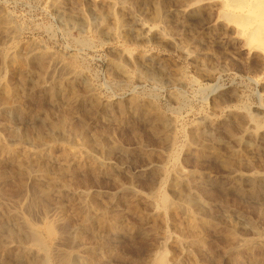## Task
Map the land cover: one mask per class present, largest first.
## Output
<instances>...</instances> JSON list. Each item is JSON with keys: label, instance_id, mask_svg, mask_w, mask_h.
<instances>
[{"label": "rangeland", "instance_id": "rangeland-1", "mask_svg": "<svg viewBox=\"0 0 264 264\" xmlns=\"http://www.w3.org/2000/svg\"><path fill=\"white\" fill-rule=\"evenodd\" d=\"M222 9L221 0H0V222L23 215L20 224L39 227L57 211L63 244L91 250L95 231L116 222L110 264H149L167 233V264H264V67L239 50ZM173 157L184 192L173 188ZM163 178L174 207L157 211L150 199ZM44 185L52 190L40 195ZM184 193L203 206L182 207ZM84 214L98 217L91 229Z\"/></svg>", "mask_w": 264, "mask_h": 264}, {"label": "bare ground", "instance_id": "bare-ground-1", "mask_svg": "<svg viewBox=\"0 0 264 264\" xmlns=\"http://www.w3.org/2000/svg\"><path fill=\"white\" fill-rule=\"evenodd\" d=\"M222 4H223V9L221 11L220 14V20L224 21L227 25H229L232 29L233 35L235 36L236 39H238V42L241 44V49L242 51H245L249 54L252 55H256V57L258 56L259 59L261 60V64L264 67V0H221ZM190 9V8H189ZM191 11V10H190ZM96 13V12H95ZM70 16V15H69ZM219 19V18H218ZM136 21V20H135ZM138 21V20H137ZM144 21V20H143ZM71 22V21H70ZM142 22V20L140 21ZM145 22V21H144ZM143 23H140V25L142 26L143 30H146L148 33L152 32L154 30V26H149ZM201 23V22H200ZM199 23V24H200ZM86 27V26H85ZM140 29V28H139ZM145 32V34L147 35V33ZM232 35V37H234ZM238 48V47H237ZM61 62V61H60ZM257 64V63H256ZM75 68V67H74ZM261 68V67H260ZM258 69V68H257ZM259 71V70H258ZM72 72V71H71ZM55 73V72H54ZM71 74V73H70ZM73 74V73H72ZM256 77V76H255ZM260 78L256 79L257 81H262L264 82V74L263 76H259ZM49 78V77H48ZM63 79V78H62ZM48 83V82H47ZM105 105V104H104ZM98 109V108H97ZM2 113L5 114L7 117L8 116H13L15 115L13 111V109L9 108V107H3L1 108ZM262 111L264 113V109L262 108ZM262 115V114H261ZM256 119V118H255ZM11 121V119H10ZM64 122V121H63ZM179 122V121H178ZM259 122V121H258ZM260 123V122H259ZM62 124V123H61ZM170 124V123H169ZM3 125V124H2ZM63 125V124H62ZM175 125V124H174ZM173 125V126H174ZM55 126V125H54ZM46 127V126H45ZM56 127V126H55ZM162 127V126H161ZM19 128V127H18ZM53 128V127H52ZM160 128V126H159ZM172 128V127H171ZM65 129V128H64ZM67 129V128H66ZM166 129V128H165ZM9 130V129H8ZM7 130V131H8ZM39 131V130H38ZM43 131V130H42ZM172 131V130H171ZM12 134L14 136H19V132H16V129L13 131H11ZM68 132V131H67ZM85 132V131H84ZM170 132V131H169ZM77 133V132H76ZM9 134V133H8ZM27 134V133H26ZM42 134V133H41ZM59 134V133H58ZM172 134V133H171ZM11 135V134H10ZM53 135V134H52ZM55 135V134H54ZM69 135V134H68ZM14 136L11 137L14 138ZM41 137V135H39ZM43 136V135H42ZM162 136V134H161ZM171 136V135H170ZM7 137V136H6ZM90 137V136H89ZM169 136L167 135V138ZM36 138V137H35ZM65 138V137H64ZM170 138V137H169ZM175 138V137H174ZM37 139V138H36ZM46 139V138H45ZM44 139V141H45ZM39 140V137H38ZM167 140V139H166ZM171 140V139H170ZM50 142V141H49ZM110 142V141H109ZM36 143V142H34ZM44 143V142H43ZM95 143V142H94ZM102 143V142H101ZM27 144V143H25ZM99 144V143H98ZM104 144V143H103ZM170 144V143H169ZM42 145V144H41ZM84 145V143L82 144ZM175 145V144H174ZM35 146V145H34ZM90 146V145H89ZM144 146V145H143ZM91 147V146H90ZM94 147V146H93ZM118 147V146H117ZM5 148V147H4ZM35 148V147H33ZM38 148V147H37ZM174 148V147H172ZM31 150V149H29ZM89 150V149H88ZM139 150V149H138ZM172 150V149H171ZM9 151V150H8ZM33 151V150H32ZM45 151V150H44ZM43 151V152H44ZM101 151V150H100ZM103 151V149H102ZM12 152V151H11ZM93 152V151H92ZM143 152V151H142ZM141 152V153H142ZM11 154V153H10ZM42 154V153H41ZM112 154V153H111ZM116 154V153H115ZM145 154V153H143ZM44 155V154H43ZM101 155V154H100ZM110 155V154H109ZM177 155V154H176ZM8 156V155H7ZM6 156V157H7ZM98 156V155H97ZM108 156V155H107ZM170 156V155H169ZM175 156V155H174ZM177 157V156H176ZM182 157V156H181ZM22 158V157H21ZM167 158V157H166ZM101 159V158H100ZM106 159V158H105ZM126 159V158H125ZM169 160L171 158H168ZM175 158L173 157L172 160V166L175 170V186H173V188L176 187V191L179 193V191H182L183 188V184L186 180V174H185V170H181L179 169V167H177V163L174 160ZM98 160V159H97ZM131 160V159H130ZM165 160V159H163ZM23 161V160H22ZM42 161V160H41ZM92 161V160H91ZM95 161V160H94ZM24 162V161H23ZM31 162V161H30ZM47 162V161H46ZM163 162V161H162ZM180 162V161H179ZM168 163V162H167ZM228 163V162H227ZM21 164V162H20ZM41 164V163H40ZM47 164V163H44ZM95 165L97 164L94 162ZM148 164V163H147ZM150 164V163H149ZM163 164V163H162ZM36 165V164H35ZM34 166V164L32 165ZM38 166V165H37ZM36 166V167H37ZM46 166V165H45ZM94 166V165H93ZM97 166H100L102 169H110L111 166H113L111 164V162L109 160H103L100 161L99 160V164ZM152 165H150L151 167ZM171 166V165H170ZM15 167V166H13ZM91 167V166H90ZM95 167V166H94ZM150 167H147L146 170L144 168L145 172H149L150 171ZM19 168V166H18ZM45 168V167H44ZM100 168V170L102 171V169ZM153 168V167H152ZM23 169V168H22ZM27 169V168H26ZM113 169V168H112ZM115 169V168H114ZM143 169V168H142ZM149 170V171H148ZM161 170V169H160ZM26 171V170H25ZM48 171V170H47ZM69 171V169H68ZM106 171V170H105ZM234 171V170H233ZM1 172V171H0ZM42 172V171H41ZM100 172V171H99ZM118 172V171H117ZM170 172V171H169ZM232 172V171H231ZM230 172V173H231ZM97 174V172H96ZM167 174V173H166ZM165 174V175H166ZM39 175V173H38ZM51 175V174H50ZM121 175V174H120ZM164 175V177H165ZM234 175V173H233ZM256 175V174H254ZM119 176V175H118ZM155 176V175H154ZM157 176V175H156ZM191 176V175H190ZM241 176V175H240ZM257 176V175H256ZM259 176V175H258ZM257 176V177H258ZM27 177V176H26ZM115 177V176H113ZM162 177V176H161ZM161 177H159L161 179ZM169 177V176H168ZM243 177V176H242ZM256 177V178H257ZM53 178V177H52ZM154 178V177H153ZM157 178V177H156ZM251 175H250V180H251ZM255 178V179H256ZM130 179V178H129ZM259 179V178H258ZM257 179V180H258ZM18 180H20L18 178ZM27 180V179H26ZM55 180V177H54ZM57 180V179H56ZM115 180V179H113ZM132 180V179H130ZM129 180V181H130ZM249 180V179H248ZM165 181L164 178L162 180V187L160 189L159 192L156 193L155 196H152L153 198L150 199V201H152L153 207L157 210V211H163V210H167L170 206L173 205L174 207V202L171 201L169 195L167 194L166 190H165ZM198 181V180H197ZM253 181V179H252ZM41 182V181H39ZM44 182V181H43ZM190 182V181H189ZM188 180L187 183L189 184ZM192 182V181H191ZM199 182V181H198ZM21 183V182H20ZM23 183V182H22ZM57 183V182H56ZM132 183V182H131ZM193 183V182H192ZM195 183V182H194ZM42 184V183H41ZM50 184V183H49ZM52 184V183H51ZM130 184V182H129ZM157 184V183H156ZM261 184V183H260ZM27 185V184H26ZM25 185V186H26ZM37 185V184H36ZM119 185V184H117ZM124 185V184H123ZM190 185V184H189ZM198 185V184H197ZM255 185V184H254ZM23 186V185H22ZM47 186V185H46ZM44 186H41L40 188V195L41 192L46 195L48 194V192L50 190H52V186L48 185V188ZM59 186V185H58ZM151 186V184H150ZM161 186V184H160ZM21 187V184H20ZM45 187V188H44ZM192 187V186H191ZM54 188V187H53ZM66 188V187H65ZM130 188V187H129ZM154 188V187H153ZM171 188V187H170ZM201 188V187H200ZM48 189H50L48 191ZM157 189V188H156ZM199 189V188H198ZM55 190V189H54ZM57 190V189H56ZM63 190V189H62ZM173 190V192L175 191ZM186 190V189H185ZM255 190V189H254ZM34 191V190H31ZM39 191V190H38ZM77 191V190H76ZM152 191V190H150ZM175 191V192H176ZM191 191V190H190ZM201 191V190H200ZM56 192V191H55ZM62 192V191H61ZM170 192V191H169ZM172 192V191H171ZM184 192V191H182ZM182 192H180V196L182 197ZM188 192V191H187ZM202 192V191H201ZM53 193V192H52ZM51 193V194H52ZM68 193V192H67ZM150 193V192H149ZM203 193V192H202ZM201 193V194H202ZM69 194V193H68ZM82 194H84L82 192ZM117 194V193H116ZM153 194V192H152ZM174 194V193H173ZM37 196V194H36ZM43 196V195H42ZM64 196V195H63ZM71 196V195H70ZM82 196V195H81ZM179 196V195H177ZM183 200L179 203H182L181 206L182 207H196V208H201L203 206V202L201 200V196H197V195H192V194H188L186 195V193H184ZM45 197V196H44ZM47 197V196H46ZM58 197V196H57ZM66 197V196H65ZM83 197V196H82ZM120 197V196H118ZM145 197V196H144ZM22 198V197H21ZM24 198V197H23ZM59 198V197H58ZM75 198V197H74ZM176 198V197H175ZM180 198V197H179ZM40 199V197H39ZM56 199V198H55ZM181 199V198H180ZM179 199V200H180ZM86 200V198H85ZM120 200V199H119ZM177 200V199H176ZM41 201V200H40ZM63 201V200H62ZM77 201V200H76ZM90 201V200H89ZM178 201V200H177ZM39 202V201H38ZM42 202V201H41ZM44 202V201H43ZM52 202V201H50ZM93 202V201H92ZM116 202V201H115ZM86 204V202L83 201V204ZM94 203V202H93ZM109 203V202H108ZM176 203V202H175ZM40 204V203H39ZM44 204V203H43ZM92 204V203H91ZM114 204V203H113ZM28 205V204H26ZM53 205V204H52ZM76 205V204H75ZM179 205V204H178ZM47 206V205H46ZM71 206V205H70ZM78 206V205H77ZM129 206V205H128ZM180 206V205H179ZM180 206V208H181ZM131 207H133L131 205ZM138 207V206H137ZM136 207V208H137ZM152 207V208H153ZM191 207V208H192ZM1 208V207H0ZM25 208L28 209V206H26ZM54 208V206H53ZM95 208V207H94ZM105 208V207H103ZM130 208V207H129ZM150 208V207H149ZM179 208V207H178ZM195 208V209H196ZM84 209V208H83ZM113 209V208H112ZM147 209V208H146ZM174 209V208H173ZM97 210V209H96ZM102 210V209H100ZM207 210V209H206ZM5 211V210H4ZM3 211V212H4ZM63 211V210H62ZM61 211V212H62ZM116 211V210H115ZM181 211V210H180ZM192 211V210H191ZM8 212V211H7ZM15 212V211H14ZM21 212V211H20ZM88 212V211H86ZM98 212V211H97ZM102 212V211H100ZM114 212V211H112ZM177 212V211H176ZM204 212V211H203ZM206 212V211H205ZM5 213V212H4ZM35 213V212H34ZM33 213V214H34ZM52 213V212H51ZM57 213V211H56ZM53 213V214H56ZM79 213V212H77ZM121 213V212H120ZM160 213V212H158ZM178 213V212H177ZM184 213V212H183ZM189 213V212H188ZM13 214V212H10V215ZM53 214H47L44 218H41V222L40 224H43L42 226L37 227L34 224H30V223H25L26 220L23 222L25 224H20V221L22 216L13 219L11 218L10 220L8 219V221L6 222L4 219V223L0 224V260L1 261H8L9 264H110V260L112 259L111 256L114 253L113 252V247L109 244L110 241L109 238H112L114 236L117 235L118 233V225H116V222L113 223L114 225L110 226L109 228H104L103 230H100L99 226V230L96 232L95 231V237L100 240V244L98 243V246L95 247L94 249L91 250L90 247H88L87 245H83L79 243L78 248L75 246H66L63 244V239H61V236L59 235V233L56 231L57 228H53L52 227V223L55 221V215ZM61 214V213H60ZM103 214L104 211H103ZM145 214V213H144ZM154 214V213H153ZM194 214V213H193ZM211 214V213H210ZM223 214V213H222ZM233 214V213H232ZM85 217L86 214H84ZM84 215L82 216V218H84ZM109 217L111 215L108 214ZM116 215V214H115ZM122 215V214H121ZM140 215V214H139ZM177 215V214H176ZM227 215V214H226ZM63 216V215H62ZM80 216V215H79ZM78 216V217H79ZM89 216V215H88ZM96 218L97 215H95ZM94 217H87L85 220L82 219V224H83V229L87 230L89 228V226L91 225L92 221H94L95 219ZM105 216V215H104ZM123 216V215H122ZM150 216V215H149ZM148 216V217H149ZM158 216V215H157ZM156 216V217H157ZM162 216V215H161ZM192 216V215H191ZM21 217V218H20ZM58 217V216H57ZM56 217V218H57ZM72 217V216H71ZM70 217V219H71ZM74 217V215H73ZM102 217V216H101ZM117 217V216H115ZM113 217V218H115ZM151 217V216H150ZM155 217V216H154ZM174 217V216H172ZM171 217V218H172ZM194 217V216H193ZM228 217V216H227ZM235 217V216H234ZM10 218V216H9ZM34 218V217H33ZM61 218V217H60ZM67 218V217H66ZM103 218V217H102ZM119 218V217H118ZM146 218V217H145ZM59 219V217H58ZM105 219V218H104ZM108 219V218H107ZM106 219V220H107ZM110 220H113L112 218H109ZM120 219H122L120 217ZM118 219V220H120ZM137 219V218H136ZM229 219V218H228ZM3 220V219H2ZM116 220V218H115ZM126 220V219H125ZM165 220V219H164ZM163 220V221H164ZM171 220V219H170ZM175 220V219H174ZM191 220V219H190ZM219 220V218H218ZM64 221V220H63ZM72 221V220H71ZM102 221V220H101ZM105 221V220H104ZM103 221V223H104ZM136 221V220H135ZM142 221V220H141ZM144 221V220H143ZM162 221V222H163ZM223 221V220H222ZM228 221V220H227ZM230 221V220H229ZM39 222V221H38ZM57 222V221H56ZM109 222V221H108ZM111 222V221H110ZM138 222V220H137ZM232 222V221H231ZM234 222V221H233ZM76 223V222H75ZM81 223V222H79ZM98 223H102V222H98ZM143 223V222H141ZM166 223V222H165ZM60 224V223H59ZM64 224V223H62ZM107 224V223H106ZM110 224V223H109ZM139 224V223H137ZM193 224V223H192ZM199 224V223H198ZM232 224V223H231ZM250 224V223H249ZM27 227V229H23L22 226ZM70 225V224H69ZM75 225V224H74ZM105 225V224H104ZM235 225V224H233ZM56 227H58L59 225H54ZM67 226V225H65ZM79 226V225H78ZM93 226V225H92ZM109 226V225H108ZM64 227V226H63ZM151 228V226H149ZM254 227V226H253ZM60 228V227H59ZM67 228V227H66ZM93 228V227H92ZM136 228V227H135ZM141 228V227H140ZM139 228V229H140ZM143 228V227H142ZM148 228V227H147ZM170 228V227H169ZM91 229V228H89ZM96 229V228H95ZM133 229V228H132ZM230 229V228H229ZM247 229V228H246ZM78 230V227H77ZM82 230V229H81ZM93 230V229H92ZM157 230V229H156ZM253 230V229H251ZM74 231V230H72ZM80 231V230H78ZM78 231H74L75 233H73V236L76 237V234ZM142 232H145L146 230L142 229L140 230ZM152 231V230H151ZM93 232V231H92ZM125 232V231H124ZM139 232V231H137ZM147 232V231H146ZM149 232V231H148ZM69 233L70 232H67ZM79 233V232H78ZM82 233V231H81ZM122 233V232H121ZM255 233V232H254ZM257 233V232H256ZM255 233V235H256ZM80 234V233H79ZM93 234V233H92ZM165 234V233H164ZM259 233H257L258 236ZM89 235V234H88ZM124 235V234H123ZM145 235V234H144ZM157 235V234H156ZM162 235V234H160ZM184 235V234H183ZM230 235V234H228ZM132 236V235H131ZM164 236V235H163ZM162 238L158 239L161 241L160 245H159V249L154 251L152 250V256H151V261L149 264H167V254L169 255V253H166V251L168 249H166L167 243L173 239L174 237L172 236H168V233L166 236ZM186 236V235H185ZM195 236V235H194ZM202 236V235H201ZM256 236V237H257ZM78 237V235H77ZM263 237V236H262ZM82 238V237H81ZM141 238V236L139 237ZM156 238V237H154ZM188 238V237H187ZM258 238V237H257ZM261 238V237H260ZM74 239V238H73ZM72 239V240H73ZM119 239V238H117ZM200 239V238H199ZM68 240V239H66ZM78 240V239H76ZM95 240V239H94ZM182 240V238L180 239ZM198 240V239H197ZM204 240V239H203ZM242 240V239H241ZM245 240V239H244ZM257 240V239H256ZM264 240V239H263ZM65 241V240H64ZM75 241V240H74ZM173 241V240H172ZM194 241V240H193ZM247 241V240H246ZM262 241V240H261ZM77 242V241H76ZM76 242L74 244H76ZM178 242V241H177ZM237 242V241H236ZM73 243V242H72ZM78 243V242H77ZM136 243V242H135ZM179 243V242H178ZM187 243V242H186ZM264 243V241H263ZM67 244V243H66ZM146 244V243H145ZM183 244V243H182ZM195 244V243H194ZM241 244V243H240ZM78 245V244H76ZM201 245V244H200ZM199 245V246H200ZM250 245V244H249ZM256 245V244H255ZM94 246V244H93ZM115 246V245H114ZM185 246V245H184ZM198 246V245H197ZM92 247V246H91ZM155 247V246H154ZM158 247V246H157ZM156 247V248H157ZM117 248V247H116ZM155 248V249H156ZM180 248V247H179ZM182 248V247H181ZM184 248V247H183ZM188 248V246H187ZM194 248V247H193ZM199 248V247H198ZM256 248V247H255ZM238 250V248H237ZM95 251V252H94ZM183 251V250H182ZM151 252V251H149ZM116 253V252H115ZM187 253V252H186ZM191 253V252H190ZM207 253V252H206ZM180 254V253H179ZM188 254V253H187ZM100 256V257H99ZM191 256V255H190ZM99 257V258H97ZM120 257V256H119ZM187 257V256H186ZM198 257V256H197ZM149 259V260H150ZM169 259V258H168ZM118 260V259H117ZM114 261V260H113ZM148 261V260H147ZM173 261V260H172ZM171 261V262H172ZM189 261V260H188ZM175 262V264H179L178 261H173ZM6 263V264H8ZM120 263V262H119ZM169 263V262H168Z\"/></svg>", "mask_w": 264, "mask_h": 264}]
</instances>
